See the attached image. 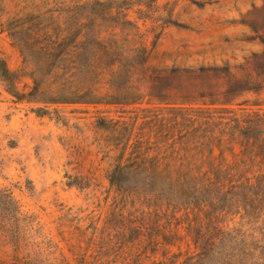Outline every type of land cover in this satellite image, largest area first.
Here are the masks:
<instances>
[{"label":"rangeland","instance_id":"obj_1","mask_svg":"<svg viewBox=\"0 0 264 264\" xmlns=\"http://www.w3.org/2000/svg\"><path fill=\"white\" fill-rule=\"evenodd\" d=\"M29 25L76 33L83 26L82 32L90 30L96 41L107 39L112 48L115 43L123 57L146 52L142 74L148 80L164 77L154 93L168 94L164 104L150 99V84L137 82V73L127 85L132 96L140 97L134 104H47L15 99L0 77V264H84L82 258L88 262L93 255L92 242L106 239L104 222L114 218L116 194L107 178L122 144L110 131V121L143 109L168 118L176 89L196 86L200 91L209 79L239 73L252 54L264 50V0H0V64L16 74L20 94L32 87L31 66L23 63L14 36L20 26ZM143 61L141 55L138 62ZM94 64L118 67L98 52ZM108 78H96L98 96L108 89ZM253 86L235 97L234 108L239 104L264 112V88ZM238 222L235 216L220 226L253 237L245 245L244 264H264V237L259 235L264 236V222L253 228ZM170 251L177 253L176 248ZM105 255L113 257V250ZM153 258L161 259L160 254Z\"/></svg>","mask_w":264,"mask_h":264},{"label":"trees","instance_id":"obj_2","mask_svg":"<svg viewBox=\"0 0 264 264\" xmlns=\"http://www.w3.org/2000/svg\"><path fill=\"white\" fill-rule=\"evenodd\" d=\"M30 25L20 26L14 36L23 63L31 66L29 92L20 94L16 74L0 64V77L15 99L134 104L140 97L132 96L127 85L138 73L137 82L150 84V99L167 103V92L154 93L164 77L148 80L142 74L146 52L123 57L115 43L112 48L107 39L96 41L90 30L82 32L83 26L76 33L39 31ZM97 52L118 67L96 66ZM240 70L207 80L200 91L196 86L186 92L176 89L168 118L143 109L123 121H110V131L122 144L107 178L116 194L110 214L114 218L104 222L106 239L92 242L93 255L88 262L82 258L84 264H244L245 245L250 246L253 237L220 224L235 216L246 227L264 222V112L239 104L234 108L238 94L253 91L255 84L264 88V50L252 54ZM100 75L109 76L103 96L95 87ZM191 246L195 251L190 252ZM112 250L113 257L105 255ZM158 254L161 259L156 261Z\"/></svg>","mask_w":264,"mask_h":264}]
</instances>
